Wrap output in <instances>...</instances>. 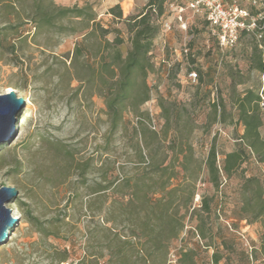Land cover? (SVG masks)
Wrapping results in <instances>:
<instances>
[{"label":"rangeland","instance_id":"rangeland-1","mask_svg":"<svg viewBox=\"0 0 264 264\" xmlns=\"http://www.w3.org/2000/svg\"><path fill=\"white\" fill-rule=\"evenodd\" d=\"M117 1L124 17L139 12L147 2ZM237 1L251 8L253 0ZM53 2L69 7L90 4L96 20L111 30L106 37L111 40L114 31L123 37L120 50L126 54L129 35L126 24L109 11L113 0ZM33 4L32 0H0V94L12 89L25 100L16 113L15 135L0 144V188H15L5 206L19 215L0 244V264H102L107 258L98 257L104 242L102 228L111 224L102 222L103 213L95 209L101 198L92 191L98 182L109 185L102 192L110 201L116 184L142 171L141 156L147 158L148 152L165 163L181 157L178 147L170 145L172 131L163 134L160 103L169 101L185 108L184 117L189 113L192 123L180 128L188 134L194 158L203 163L211 144L219 168L226 153L240 147L247 157L241 170L220 172L218 187L205 169L198 173L192 203L198 209L204 200L211 212L197 210L193 220L186 218L179 238L171 242L167 264H178L180 247L192 248L197 264H212L214 252L218 264H264V164L239 138L243 126L237 122L235 103L236 95L247 89L260 93L259 132L264 137V72L256 68L259 52L262 57L264 52L259 41L243 36L225 49L198 17H189L186 31L172 22L170 31L159 32L151 50L154 67L146 76L149 98L140 106L147 115L138 123L139 117L126 108L123 122L106 142L109 125L99 54L88 62L83 57L71 60L85 32L83 23L64 19L63 32L35 28L32 21L19 25L34 13ZM10 24L14 28L6 27ZM15 29H24L26 38H13ZM70 29L75 32L70 34ZM190 68H197L192 69L197 72L195 82L188 78ZM213 104H217L216 114ZM86 161L89 167L80 175L77 164ZM106 169L103 181L101 172ZM127 190L119 185V192ZM89 201L91 210L85 208ZM196 216L202 219L203 238L195 229Z\"/></svg>","mask_w":264,"mask_h":264},{"label":"trees","instance_id":"trees-1","mask_svg":"<svg viewBox=\"0 0 264 264\" xmlns=\"http://www.w3.org/2000/svg\"><path fill=\"white\" fill-rule=\"evenodd\" d=\"M32 1L34 13L27 15L26 21L19 25L32 21L35 28L46 27L63 32L66 28L60 22L64 19H76L83 23L81 30L85 32L82 39L75 44L71 60L83 57V60L88 62L93 54H99L100 81L109 125L105 136L106 142L123 122L126 108L139 117L137 122L141 123L140 119L147 114L140 111V106L149 98L146 76L154 67L151 50L160 32L161 20L168 15L167 0H147L139 12L126 17L123 16L119 4L109 8L110 13L123 21L127 27L130 46L124 56L120 50V45L124 42L123 37L114 31V37L108 39L106 36L111 30L96 20L90 4L69 7L56 5L53 0ZM198 22L206 26L203 19L198 18ZM6 27L14 28L12 24ZM24 32V29H15L12 37L22 40L26 38ZM74 32V29H70V34ZM259 43L264 48V33ZM256 68L264 72V56L262 57L261 50ZM260 102V93L253 89H247L235 97L237 122L243 126V133L239 138L255 154L256 159L264 164V137H261L259 132L262 124ZM160 107L164 119L163 134L167 136L168 132L172 131L170 145L178 147L177 152L181 157L178 155L171 157L165 163L164 159H155L151 152H148L147 158L141 156L142 171L134 176H126L124 182L116 184L112 189L110 201L107 200V195L103 197L102 192L109 185L97 183L98 187L92 194L101 200L95 209L100 214L103 213V223L111 224L110 227L102 228L104 242L101 244L102 249L98 257H107L102 264H167L171 242L179 238L186 218L193 220L197 210L206 214L211 212L209 204L204 200L198 209L193 206L198 173L205 169L209 181L218 187L220 172L231 174L241 170L247 157L240 147L226 153L223 165L219 168L216 164L215 146L211 144L202 163L193 156L188 134L181 132V126H190L192 123L189 113L184 117L185 108L173 101L161 102ZM213 108L216 114L217 104H213ZM224 111L225 106L222 103V112ZM77 165L79 174L84 175L89 163L78 162ZM107 170L101 172L103 181H106ZM119 185L128 187L127 192H119ZM159 191L162 196L153 198ZM90 201L85 207L89 210ZM257 213L261 211L258 210ZM66 217L65 214L61 220ZM195 219L197 221L195 229L200 231L199 235L203 238L200 229L202 219L197 216ZM176 256L178 264H197L192 248L180 247ZM211 260L212 264H218L217 252L212 254Z\"/></svg>","mask_w":264,"mask_h":264},{"label":"built area","instance_id":"built-area-1","mask_svg":"<svg viewBox=\"0 0 264 264\" xmlns=\"http://www.w3.org/2000/svg\"><path fill=\"white\" fill-rule=\"evenodd\" d=\"M167 18L161 20V34L172 29V22L186 31L189 17L206 22L208 32L221 48H232L243 36H252L260 42L264 33V0H253L251 8L237 0H167ZM190 14V16H188ZM264 52V48L259 44ZM187 52V48H185ZM188 78L197 80V72H188Z\"/></svg>","mask_w":264,"mask_h":264},{"label":"water","instance_id":"water-1","mask_svg":"<svg viewBox=\"0 0 264 264\" xmlns=\"http://www.w3.org/2000/svg\"><path fill=\"white\" fill-rule=\"evenodd\" d=\"M25 105V100L18 96L16 91L0 94V144L9 141L17 130V111ZM16 194L13 186H2L0 188V244L4 243L10 226H12L19 215L12 209H8L5 203Z\"/></svg>","mask_w":264,"mask_h":264},{"label":"crops","instance_id":"crops-1","mask_svg":"<svg viewBox=\"0 0 264 264\" xmlns=\"http://www.w3.org/2000/svg\"><path fill=\"white\" fill-rule=\"evenodd\" d=\"M117 0H113V4L112 5H115V4H117ZM125 15V14H124Z\"/></svg>","mask_w":264,"mask_h":264},{"label":"bare ground","instance_id":"bare-ground-1","mask_svg":"<svg viewBox=\"0 0 264 264\" xmlns=\"http://www.w3.org/2000/svg\"><path fill=\"white\" fill-rule=\"evenodd\" d=\"M12 89H10V91H11ZM9 92V91H8Z\"/></svg>","mask_w":264,"mask_h":264}]
</instances>
